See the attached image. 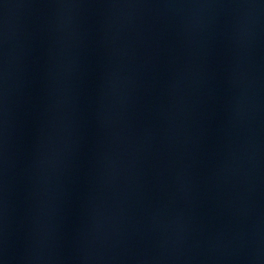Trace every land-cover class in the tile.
<instances>
[{
  "label": "water",
  "instance_id": "water-1",
  "mask_svg": "<svg viewBox=\"0 0 264 264\" xmlns=\"http://www.w3.org/2000/svg\"><path fill=\"white\" fill-rule=\"evenodd\" d=\"M0 264H264V0L0 49Z\"/></svg>",
  "mask_w": 264,
  "mask_h": 264
}]
</instances>
